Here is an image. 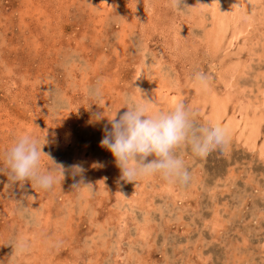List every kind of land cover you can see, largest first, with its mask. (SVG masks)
<instances>
[{"label":"rangeland","instance_id":"1","mask_svg":"<svg viewBox=\"0 0 264 264\" xmlns=\"http://www.w3.org/2000/svg\"><path fill=\"white\" fill-rule=\"evenodd\" d=\"M238 2L0 0V154L46 133L43 153L65 168L42 190L0 159V264H264V130L250 149L240 128L264 110V0ZM141 97L201 122L214 97L239 126L204 157L178 150L187 184L125 182L100 141L106 118Z\"/></svg>","mask_w":264,"mask_h":264},{"label":"clouds","instance_id":"2","mask_svg":"<svg viewBox=\"0 0 264 264\" xmlns=\"http://www.w3.org/2000/svg\"><path fill=\"white\" fill-rule=\"evenodd\" d=\"M180 4L181 0H169V6L175 10L181 9ZM196 79L203 77L197 75ZM141 99L143 103L129 102L122 107L125 111L116 110L111 118H106L110 127H105L100 141L101 147L113 156L125 182L158 175L169 183L187 184L191 173L178 150L187 146L193 157H204L226 146L230 139L227 125L216 119L201 122L198 113L183 103L161 110L152 100ZM103 118L102 112L93 116L97 121ZM46 143V133L42 138L23 133L0 154L4 171L13 182L31 181L42 190H49L63 180L64 166L42 151ZM42 156H47L53 166L51 169L41 170ZM71 167L73 176L85 171L81 165ZM78 185L91 186L82 180ZM16 247L18 252L26 251L29 242L21 239Z\"/></svg>","mask_w":264,"mask_h":264},{"label":"bare ground","instance_id":"3","mask_svg":"<svg viewBox=\"0 0 264 264\" xmlns=\"http://www.w3.org/2000/svg\"><path fill=\"white\" fill-rule=\"evenodd\" d=\"M238 2V0H237ZM239 3V2H238ZM237 3V4H238ZM234 7H237V5L235 6V4L233 3ZM243 6V5H242ZM225 7V5H224ZM248 8V7H247ZM232 9V8H231ZM244 9V8H243ZM242 9V10H243ZM237 12V11H236ZM232 13H230L231 15ZM237 14V13H236ZM244 16V15H243ZM239 17V16H238ZM232 23V22H231ZM228 25V24H227ZM230 27V26H228ZM235 27V26H234ZM212 31V30H211ZM212 34V33H211ZM218 34V32H217ZM212 36V35H211ZM216 41V40H215ZM230 70V69H229ZM233 75V74H232ZM220 77V76H219ZM232 77V76H231ZM221 79V77H220ZM224 82V80H222ZM233 84V83H232ZM230 88V87H229ZM230 91V90H228ZM237 97V96H236ZM242 98V97H241ZM206 100V99H205ZM210 100V103L208 104H213V114L210 112V114H212V118L213 119H216V120H221L222 118V109L224 108V105H223V102H219L217 103L216 102V99H214V97H211ZM208 100V101H209ZM221 101V100H220ZM226 101V100H225ZM251 101V100H250ZM261 106L263 105L264 107V93H263V97H262V100H261ZM251 104V103H250ZM260 105V104H259ZM260 106V107H261ZM211 107V106H210ZM259 107V106H258ZM249 109V107H248ZM258 109V108H257ZM224 111V110H223ZM226 114V113H225ZM254 115H246L243 119H242V122L241 123V130L244 134L241 133V135H243L246 139H244V144L247 145L250 149H254L256 146H257V141L258 139L260 138V130L259 129V126L260 124L264 121V110L261 112H258V113H253ZM224 118V116H223ZM236 120V119H235ZM238 121V120H237ZM239 122V121H238ZM235 127L236 126H239V124H236V122H229L227 123V126L229 128H231L232 130H234V125ZM239 128V127H238ZM262 134V133H261ZM242 138V137H241ZM259 154L260 156H264V136H263V139H262V143L260 144L259 146Z\"/></svg>","mask_w":264,"mask_h":264},{"label":"crops","instance_id":"4","mask_svg":"<svg viewBox=\"0 0 264 264\" xmlns=\"http://www.w3.org/2000/svg\"><path fill=\"white\" fill-rule=\"evenodd\" d=\"M262 108H264V107H262ZM258 130H264V121L260 124V126H259V129Z\"/></svg>","mask_w":264,"mask_h":264}]
</instances>
